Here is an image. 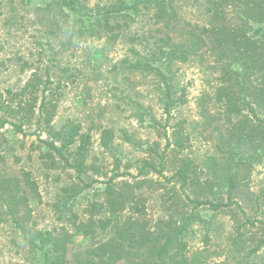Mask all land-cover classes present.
Listing matches in <instances>:
<instances>
[{
	"label": "rangeland",
	"instance_id": "374dc122",
	"mask_svg": "<svg viewBox=\"0 0 264 264\" xmlns=\"http://www.w3.org/2000/svg\"><path fill=\"white\" fill-rule=\"evenodd\" d=\"M77 1L87 13L96 14L136 0ZM156 7L138 0L136 9L110 20L115 27L110 38V33L93 21L78 23V16L56 0H0V91L5 97L7 90L18 93L34 75L43 81L49 79L58 99L53 127L60 130L72 121L92 139L87 171L78 177L64 161L57 160L51 166L50 159L41 157L46 152L41 141L48 137L38 130L36 119L24 127V135L15 134L7 125L0 129V182L11 179L13 188L18 180L19 191L29 199L25 208L28 226L41 231L65 227L73 234L68 249L71 264L84 263L86 251L111 237V233H99L95 239H87L75 232L69 218L77 214L87 221L91 206L106 201V182L112 178L118 189L123 182L141 184L136 194L145 201L142 219L152 227L172 219L179 222L181 212L195 207L188 197L232 201L236 204L218 212L208 205L196 209L197 216L181 241L187 245L184 254L190 264H245L250 249L264 237V153L250 167L239 170L238 188L229 200L228 180L236 157L220 152L219 147L231 124L240 118L228 122L225 107L216 101L226 63L218 61L203 36L205 44L190 53L188 61L174 62L164 71L173 96L179 100L169 121L160 78L132 69L140 54L148 57L167 33L191 48L195 39L202 38L200 31L208 23L207 1L171 0L172 30L161 32L164 24L155 18ZM81 26L83 31L79 32ZM86 28L89 32L94 29L91 36L84 34ZM180 122L189 139L188 148L175 156L167 142L172 141ZM106 130L113 133L107 149L102 146ZM162 157L163 175L151 168L139 174L145 162L159 168ZM183 157L194 162L201 181L214 183L213 196L204 190L195 195L169 181ZM26 173L36 183L37 195L25 185ZM87 184L91 186L84 193L63 206L69 192ZM173 188L178 193L176 201L171 198ZM35 258L0 200V264H34ZM94 263L100 264L98 260ZM250 263L264 264V249Z\"/></svg>",
	"mask_w": 264,
	"mask_h": 264
},
{
	"label": "trees",
	"instance_id": "16d2710c",
	"mask_svg": "<svg viewBox=\"0 0 264 264\" xmlns=\"http://www.w3.org/2000/svg\"><path fill=\"white\" fill-rule=\"evenodd\" d=\"M56 1L72 15L78 16V23L83 25L93 21L96 26H102L106 33H110V38L115 30L110 20L124 17L130 10L136 9L138 4L136 0L131 5L112 6L90 14L77 0ZM146 1L157 6L155 18L164 24V28L159 31L172 30L171 19L174 18H169L171 0ZM206 1L209 19L207 25L202 27L200 36H205L209 41L218 61L226 63L222 72L224 83L217 90L216 101L225 107L228 122H233L234 117L240 118L231 124L228 135L222 137L223 146L219 147L220 152H229L236 157L234 173L228 180L227 194L231 200V194L238 188L239 170L250 167L252 161L264 153V0ZM93 30L89 32L86 28L84 34L91 36ZM80 31H83L82 26ZM114 37L115 35L112 38ZM202 38L195 39L190 45L191 48H187L184 42H175L167 33L159 45L157 43L156 47L150 50L148 57L140 54V58L132 65V69L154 73L160 78L165 96L164 112L168 121L179 100L173 96L170 78L164 71L174 62L188 61L190 53L200 50L205 44ZM50 85L49 79L43 81L41 77L34 75L18 93L7 90L5 97L0 91V129L11 125L15 134L24 135V127L36 119L38 130L48 137L47 140L41 141L46 145V152L41 157L50 159L51 166H55L57 160L64 161L68 168L74 169L77 176L81 177L88 168L91 135L82 133L81 125L72 121L60 130L53 127L58 99ZM245 112L248 113L247 116H244ZM182 124L180 122L177 125L179 129L173 132L172 141L167 142V148L172 147L175 156L188 148L189 139L184 134ZM112 140V131H104L102 146L109 148ZM73 147H76L75 151H72ZM147 168L163 175V157L159 168L145 162L139 174H144ZM113 180L114 178L106 182V201L91 206L87 221H82L77 214L69 218L75 232L87 239H95L99 233H111L107 240L99 241L86 251V261H78L80 264H95L94 260H98L100 264H117L121 261L125 264H190L184 254L187 245L181 241V237L195 220V210L208 205L213 212H218L236 204L232 201L225 203L200 200L197 194L204 190L213 196L215 185L210 181H201L197 166L191 159L183 157L178 160L169 181L179 185L181 190L189 189L197 195L193 199L188 197L195 207L190 212H181L179 222L172 219L152 227L142 219L145 201L136 194L141 184L123 182L122 187L118 189ZM12 181L8 179L0 182V200L24 240L32 247L36 255L34 264H71L68 249L73 242V234L65 227L56 231H41L28 226L25 222L28 214L25 213L28 196L24 191H19L18 180H14L12 188ZM24 181L30 192L37 195V185L28 173L25 174ZM89 186L91 184L69 192L63 206L67 207ZM172 194L171 198L176 201L178 193L174 191ZM263 249L264 237L257 240L256 246L250 249L245 264H251V258Z\"/></svg>",
	"mask_w": 264,
	"mask_h": 264
}]
</instances>
